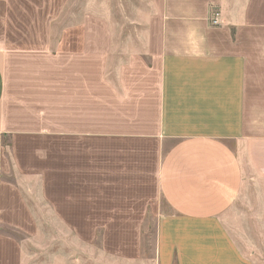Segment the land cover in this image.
<instances>
[{"label": "crops", "instance_id": "obj_1", "mask_svg": "<svg viewBox=\"0 0 264 264\" xmlns=\"http://www.w3.org/2000/svg\"><path fill=\"white\" fill-rule=\"evenodd\" d=\"M139 1L125 39L0 45V264L137 262L85 225L131 223L154 157L156 264H264L230 226L264 239V0Z\"/></svg>", "mask_w": 264, "mask_h": 264}, {"label": "rangeland", "instance_id": "obj_2", "mask_svg": "<svg viewBox=\"0 0 264 264\" xmlns=\"http://www.w3.org/2000/svg\"><path fill=\"white\" fill-rule=\"evenodd\" d=\"M139 0H0V45L21 46L35 40L59 39L61 26L78 25L90 39H125L131 34L132 12ZM149 176L143 200L133 208H118V214L131 223L116 225H85L90 245L85 244V257L92 262L93 248L102 254L108 248L122 256L137 259L134 264H156L158 225L163 215L170 212L156 188L157 159L147 160ZM149 163V164H148ZM250 203L252 199L248 200ZM249 203L239 202L230 221L238 243L253 253V245L264 248L263 235L253 239L252 218H243V212L254 211ZM239 213H238V212ZM247 221V222H245ZM264 230V227H262ZM256 232H258L256 230ZM258 248V246H257Z\"/></svg>", "mask_w": 264, "mask_h": 264}, {"label": "built area", "instance_id": "obj_3", "mask_svg": "<svg viewBox=\"0 0 264 264\" xmlns=\"http://www.w3.org/2000/svg\"><path fill=\"white\" fill-rule=\"evenodd\" d=\"M212 23L214 24V25H218L219 23H218V17H217V15H216V17H214L213 19H212Z\"/></svg>", "mask_w": 264, "mask_h": 264}]
</instances>
